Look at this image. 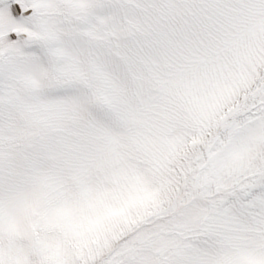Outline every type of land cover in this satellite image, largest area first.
<instances>
[{
  "label": "snow or ice",
  "instance_id": "snow-or-ice-1",
  "mask_svg": "<svg viewBox=\"0 0 264 264\" xmlns=\"http://www.w3.org/2000/svg\"><path fill=\"white\" fill-rule=\"evenodd\" d=\"M0 264H264V0H0Z\"/></svg>",
  "mask_w": 264,
  "mask_h": 264
}]
</instances>
